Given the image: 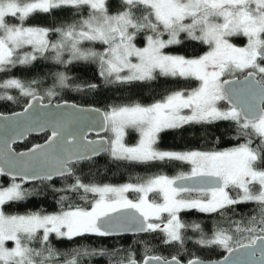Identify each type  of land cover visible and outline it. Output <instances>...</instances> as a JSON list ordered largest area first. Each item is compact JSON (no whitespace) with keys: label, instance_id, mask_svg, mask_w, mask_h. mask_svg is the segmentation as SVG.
I'll list each match as a JSON object with an SVG mask.
<instances>
[{"label":"snow or ice","instance_id":"1","mask_svg":"<svg viewBox=\"0 0 264 264\" xmlns=\"http://www.w3.org/2000/svg\"><path fill=\"white\" fill-rule=\"evenodd\" d=\"M66 12L70 21L59 20ZM37 15L52 23L29 24ZM238 37L244 46L234 42ZM188 42L207 50L194 57L167 51ZM37 61L94 64L98 81L79 85L57 71L41 94L42 81L0 79V101L17 102L11 89L26 98L22 111L0 114V264H89L117 255L116 264H264V0H0V74ZM161 77L189 83L151 103L128 98L103 110L53 100L74 84L99 94ZM90 131L98 138L88 139ZM168 131L240 142L222 150H165L160 139ZM130 132L137 136L132 144ZM31 133L48 134L17 151L13 145ZM102 157L189 170L121 186L83 179L82 166L98 174ZM49 192L56 212L9 211ZM241 205L254 214L233 219ZM193 210L224 226L208 234L182 219ZM190 231L199 236L197 252L187 247ZM141 234H154L169 253L145 247L137 259L130 250L56 246ZM217 249L226 254L213 260Z\"/></svg>","mask_w":264,"mask_h":264},{"label":"trees","instance_id":"2","mask_svg":"<svg viewBox=\"0 0 264 264\" xmlns=\"http://www.w3.org/2000/svg\"><path fill=\"white\" fill-rule=\"evenodd\" d=\"M59 20L69 22L71 19L70 13H64L58 17ZM52 23L46 15H37L29 20V24L48 26ZM206 46L200 45L196 42H188L184 45L173 47L167 51L172 54L184 55L186 57H194L202 55L206 51ZM57 71H67L69 77L79 85H83L84 82H97V68L94 64L90 63H76L68 65L67 68L53 64L51 61H37L36 66L33 68L18 67L12 69L7 75L0 74V79L18 78L25 82L36 79L42 81L45 85V89H38L43 94L46 87L51 86L53 74ZM187 81H177L171 78H159L157 81L147 85H132L126 88H112L111 90H104L97 94L86 91H76V84L71 86V90H62L53 98L54 102H72L83 107H95L103 110L107 103L118 102L122 99L132 98L139 102L151 103L153 100L160 99L164 94L171 90H176L184 87ZM195 86V82H192ZM9 95H14L17 98V102L12 101H0V113L1 114H12L23 109L24 101L26 98L19 95L18 90H8ZM46 102H48L46 100ZM45 135L41 137H31L23 145L15 147L17 151L27 150L37 143L44 142ZM137 136L135 133L129 134L127 141L132 144L135 143ZM240 141H233L230 137H225L220 140L219 143L213 142L204 133L199 131H185L183 134H178L174 131H168L161 134L160 146L165 150H209L216 149L222 150L234 146ZM101 160L99 165V172L93 168L89 172L86 166L83 167L82 178L85 180L92 179L94 182L112 185H123L125 183H138L144 179L157 174H165L168 176L176 175L179 172H185L188 170L186 165L168 166V167H149L146 165H125L123 163L116 165L113 164L107 157L98 158ZM107 160V163L104 161ZM59 186V184H58ZM30 187V185H25ZM43 209L46 212L53 213L58 211V207L55 203L54 197L49 194L43 197H33L28 201L15 204L9 207V211L13 214H25L32 211H39ZM251 205H241L237 210L233 219H241L242 217L246 220L252 215ZM182 219L190 224L199 223L207 232H211L216 228L218 224L224 226L221 221H218L216 216L198 213L195 210L182 213ZM231 215V213H230ZM199 239V236L195 233L189 232V242L187 247L193 252H197V246L195 241ZM74 241H58L56 246L62 252H68L72 247H88L96 249H106L109 252H122L123 250H130L136 253L137 259H140L144 255L145 247H148L156 253H163L167 255L170 251L166 246L160 243L159 239L154 234H144L141 237H123V238H97V237H84L77 238ZM223 250L217 249L216 253L211 256V259L223 258ZM120 258L119 255L112 257H95L89 259V264H116V261ZM87 259V258H86Z\"/></svg>","mask_w":264,"mask_h":264},{"label":"water","instance_id":"3","mask_svg":"<svg viewBox=\"0 0 264 264\" xmlns=\"http://www.w3.org/2000/svg\"><path fill=\"white\" fill-rule=\"evenodd\" d=\"M46 102V101H45ZM61 103H65V102H61ZM68 104H75V103H72V102H66ZM77 105V104H76ZM79 106V105H78ZM80 107H83V106H80ZM85 108H89V107H85ZM23 110V109H22ZM20 110V111H22ZM18 111V112H20ZM1 114V113H0ZM14 114V113H12ZM12 114H3L5 116H11ZM48 133H40V134H37V133H31L29 135H27L24 139L22 140H19L17 141V143L15 145H13V147L15 148L16 146L18 145H23L26 141H28L31 137H41L43 135H47ZM107 133H100L101 136H105ZM97 134L95 131H90L88 132V139H97ZM44 143V142H43ZM28 150V149H27ZM27 150H22V151H27ZM10 180V178H8ZM141 235H144V234H141ZM125 237H133L132 235H127ZM222 259V258H221Z\"/></svg>","mask_w":264,"mask_h":264},{"label":"rangeland","instance_id":"4","mask_svg":"<svg viewBox=\"0 0 264 264\" xmlns=\"http://www.w3.org/2000/svg\"><path fill=\"white\" fill-rule=\"evenodd\" d=\"M234 42L237 44V46H244L245 45V40H244V38H242V37H238V38H234ZM106 135H108V134H106ZM105 135V136H106ZM189 170V169H188ZM187 170V171H188ZM180 173V172H179ZM179 173H177V174H179ZM176 174V175H177ZM173 176H175V175H173ZM114 186H116V185H114ZM117 186H121V185H117ZM128 196H129V198H132V199H134L135 198V194L134 193H129L128 194Z\"/></svg>","mask_w":264,"mask_h":264}]
</instances>
